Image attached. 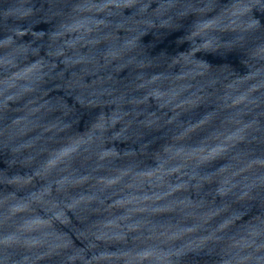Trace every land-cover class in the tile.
<instances>
[{
  "label": "clouds",
  "instance_id": "9594fccd",
  "mask_svg": "<svg viewBox=\"0 0 264 264\" xmlns=\"http://www.w3.org/2000/svg\"><path fill=\"white\" fill-rule=\"evenodd\" d=\"M264 264V0H0V264Z\"/></svg>",
  "mask_w": 264,
  "mask_h": 264
},
{
  "label": "water",
  "instance_id": "95a60500",
  "mask_svg": "<svg viewBox=\"0 0 264 264\" xmlns=\"http://www.w3.org/2000/svg\"><path fill=\"white\" fill-rule=\"evenodd\" d=\"M53 264H55V262H53Z\"/></svg>",
  "mask_w": 264,
  "mask_h": 264
}]
</instances>
